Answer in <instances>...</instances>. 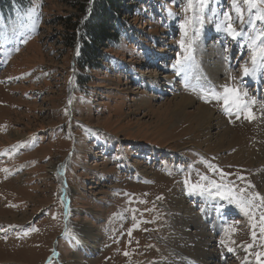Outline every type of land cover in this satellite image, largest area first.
<instances>
[{
    "label": "rangeland",
    "instance_id": "obj_1",
    "mask_svg": "<svg viewBox=\"0 0 264 264\" xmlns=\"http://www.w3.org/2000/svg\"><path fill=\"white\" fill-rule=\"evenodd\" d=\"M80 1L34 0L0 17V264H177L183 256L174 243L185 227L174 197L206 231L222 211L235 210L227 224L220 221L225 238L212 248L222 264L229 248L227 264H264V255L257 258L264 253V162L246 151L264 133V111L252 89L238 85L264 76L260 68L243 75L251 68L249 40L264 32L257 19L264 0L251 9L238 0L243 24L232 0H208L203 12L195 0H148L100 68L78 72L75 46L65 44L67 31L56 19L74 15ZM228 22L243 36L232 39ZM177 60L185 64L179 72ZM225 85L247 93L241 103L255 101V119L247 110L232 117L209 94H223ZM182 96L194 101L187 114L172 110ZM198 105L225 120L230 148L207 138L216 126L196 124ZM212 181L238 199L221 200ZM85 223L93 240L76 233L84 234ZM67 226L96 248L78 244Z\"/></svg>",
    "mask_w": 264,
    "mask_h": 264
},
{
    "label": "trees",
    "instance_id": "obj_2",
    "mask_svg": "<svg viewBox=\"0 0 264 264\" xmlns=\"http://www.w3.org/2000/svg\"><path fill=\"white\" fill-rule=\"evenodd\" d=\"M33 1L0 0V17L11 14L15 7L23 11L30 7ZM89 1L76 2L74 15L56 19V22L63 23L67 31L65 37L67 46L73 48L77 41V33H80L78 37L80 44L77 46L74 59L78 72L99 69L103 58L108 55L105 51L113 45H118L125 37L124 25L133 24L135 13L150 4L148 0H92L88 12ZM41 4H44L43 0ZM125 15L127 18L123 20Z\"/></svg>",
    "mask_w": 264,
    "mask_h": 264
},
{
    "label": "bare ground",
    "instance_id": "obj_3",
    "mask_svg": "<svg viewBox=\"0 0 264 264\" xmlns=\"http://www.w3.org/2000/svg\"><path fill=\"white\" fill-rule=\"evenodd\" d=\"M254 76L255 75H253L252 77H254ZM222 84H223V82H222ZM177 99L178 100L176 101L172 110H174V112L177 114H184V113L187 114L188 112H186V109L189 106L193 105L192 103L194 101L192 99L186 97V96H182V97H179ZM211 115H212V113H211V110L209 108L203 107L202 105H198V107H196V111L193 114V117L196 118V124L199 127H206L207 129H210L213 126H216L218 128L219 131L217 133H215L214 136L212 134L207 136L209 141H213V139H214L215 142L221 144L220 147L223 148L224 146H226V147L230 148L229 143H231V141H230V138L227 137V136H229V131L226 127H224V123H223L225 120L222 121L220 118H213ZM259 119L264 122V113L259 117ZM211 121H213L215 123H213L211 125ZM262 131H263V128H262ZM228 141H229V143H228ZM255 141H256L255 142L256 144H254L252 147H250V150L246 149V151H249L247 158H253V161H255V162L256 161L257 162L258 161L264 162V133H262L260 135V137H257L255 139ZM234 157L236 158L235 155H234ZM53 168H54V173L59 170V167L57 165ZM62 190H63V188H62ZM64 190H67V188H65ZM180 200L181 199H178L175 197L172 198V203L174 205V208L176 207L177 212L183 211V215L181 213H179V214H181L182 217L179 218L177 221H178L179 225H183L185 227V230L183 231V233H182V231H180V235H179L180 238L176 241L177 245H176V243H174L175 244L174 246H176V248H177V252H179L178 250L180 249V253L183 256V260H179V262L177 264H209V260L215 259V256H216V252H215L214 248H212V246H211V243H212L211 240H212L213 236L211 237V235L206 232V230H205L206 228H203V226H202L203 222L201 223V221L203 219L201 221L197 220L195 215L192 212H190V208L188 206H186V203L184 204ZM215 219H216V217H215ZM216 221H217V219H216ZM209 224H208V226H209ZM80 227L83 229L82 231L84 232V234L81 233L79 230H77L76 233L85 235L88 238H92V240H93V237L95 236V234L93 233V227L89 226L87 223H85L84 226L82 225ZM73 229H75V228H73ZM190 229H193L194 231L192 232V230H190ZM66 231L68 232V234L70 236H72L75 239V241L78 244H84V246L90 248L91 250H94L96 248L95 245L91 244L92 242L89 243L87 241V243H88L87 244L76 233H72L73 230L69 231L68 226L66 228ZM214 232H215V230H214ZM244 260H246V259H244ZM69 264H73V262L69 263Z\"/></svg>",
    "mask_w": 264,
    "mask_h": 264
},
{
    "label": "snow or ice",
    "instance_id": "obj_4",
    "mask_svg": "<svg viewBox=\"0 0 264 264\" xmlns=\"http://www.w3.org/2000/svg\"><path fill=\"white\" fill-rule=\"evenodd\" d=\"M196 3L199 4L200 11L203 12V10L207 7L208 0H195ZM194 3V0H188V4L191 6ZM243 3L246 4L249 9L255 7L254 0H243ZM232 6L235 12L237 13V17L241 24L244 23V17H243V10L239 7L238 0H232ZM195 12V9H193ZM257 19L264 21V13H262L260 16L257 17ZM226 20H231L230 16H226ZM188 23L187 20H185L184 23L180 25L181 29H185V25ZM225 30L229 36L232 37V39H238L243 36V33L233 27V24L231 22L226 23ZM185 35L187 33L185 32ZM183 47V42H182ZM249 52H250V61H251V68L245 66L243 68V75L244 76H251L255 73L257 68L264 69V32H261L257 34V36L251 38L249 40L248 44ZM225 52H227V49H225ZM190 59L189 55L184 56V61H188ZM224 59L227 60L228 56L225 55ZM177 65L179 67H177ZM185 66L184 63L181 62V60H177L176 65L173 67L176 68L177 72L181 71L183 67ZM213 98L220 100H223L224 104V110L228 114L233 113V108H235L237 114H239L241 111L247 110L248 116L246 117L250 121L255 119L254 113L251 111V108L249 107V103H255V101H247L245 100L243 103H241V97H247V93H241L238 88H232L227 85L223 86V94H218L215 92V90L210 91L209 93ZM204 98V97H202ZM205 102H208L207 99H205ZM208 167H212L211 165H208ZM207 179V178H203ZM212 185L215 188L216 194L219 196L221 200H227L228 203H233L234 200H237L238 197H234L231 195L232 189L230 188H223L222 185L216 184L215 181L211 182ZM187 184V182H186ZM223 188V190H222ZM194 191L199 190L201 195L205 194V190L201 188L200 185L194 186ZM192 194V193H189ZM208 196L212 195V189L207 190ZM257 199H259V196H256ZM240 205L243 207H247L248 204H251L252 201H239ZM260 219L264 221V214L261 215ZM255 227V225H253ZM261 232L264 233V227H261ZM131 233H129L130 235ZM253 236L255 237V233H253ZM251 247V245H249ZM229 251H232L231 248H229ZM127 255V253H125ZM264 255V253H258L257 258L259 259V256Z\"/></svg>",
    "mask_w": 264,
    "mask_h": 264
},
{
    "label": "water",
    "instance_id": "obj_5",
    "mask_svg": "<svg viewBox=\"0 0 264 264\" xmlns=\"http://www.w3.org/2000/svg\"><path fill=\"white\" fill-rule=\"evenodd\" d=\"M91 2H92V0L89 1L88 12H89V10H90V8H91ZM78 43H79V38H78L77 43H76L75 48H74V51H75V52H76V50H77V46L79 45ZM71 66L73 67V63H72Z\"/></svg>",
    "mask_w": 264,
    "mask_h": 264
}]
</instances>
